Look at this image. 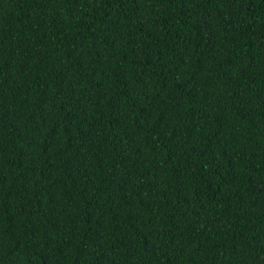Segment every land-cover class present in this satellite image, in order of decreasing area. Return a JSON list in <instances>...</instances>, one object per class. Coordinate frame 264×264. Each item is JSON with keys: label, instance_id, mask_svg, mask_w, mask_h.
I'll return each mask as SVG.
<instances>
[{"label": "trees", "instance_id": "trees-1", "mask_svg": "<svg viewBox=\"0 0 264 264\" xmlns=\"http://www.w3.org/2000/svg\"><path fill=\"white\" fill-rule=\"evenodd\" d=\"M0 264H264V0H0Z\"/></svg>", "mask_w": 264, "mask_h": 264}]
</instances>
